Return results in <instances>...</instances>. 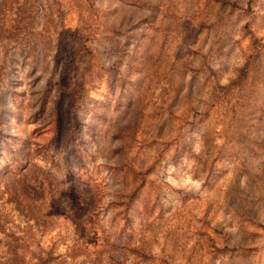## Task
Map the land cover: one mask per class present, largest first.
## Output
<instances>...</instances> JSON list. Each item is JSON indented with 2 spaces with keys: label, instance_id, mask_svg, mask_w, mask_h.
Segmentation results:
<instances>
[{
  "label": "rangeland",
  "instance_id": "1",
  "mask_svg": "<svg viewBox=\"0 0 264 264\" xmlns=\"http://www.w3.org/2000/svg\"><path fill=\"white\" fill-rule=\"evenodd\" d=\"M0 264H264V0H0Z\"/></svg>",
  "mask_w": 264,
  "mask_h": 264
}]
</instances>
